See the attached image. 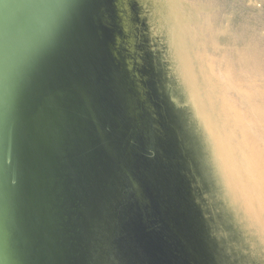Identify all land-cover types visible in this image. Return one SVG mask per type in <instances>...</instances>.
I'll return each instance as SVG.
<instances>
[{
	"label": "water",
	"instance_id": "obj_1",
	"mask_svg": "<svg viewBox=\"0 0 264 264\" xmlns=\"http://www.w3.org/2000/svg\"><path fill=\"white\" fill-rule=\"evenodd\" d=\"M142 6L0 0V264H252Z\"/></svg>",
	"mask_w": 264,
	"mask_h": 264
},
{
	"label": "bare ground",
	"instance_id": "obj_2",
	"mask_svg": "<svg viewBox=\"0 0 264 264\" xmlns=\"http://www.w3.org/2000/svg\"><path fill=\"white\" fill-rule=\"evenodd\" d=\"M139 1L151 9L150 18L155 29L157 27L160 33H162V30L166 29L165 36L168 41V46L170 47L172 60L174 61L173 69L176 72V75L179 76L187 95V100L195 114H197L201 127L204 129L205 136L207 137L206 141L208 142L210 154L214 160V167L219 179L218 183L223 188L226 204L234 211V215L237 217L236 221L239 222L241 227L244 228L247 233H249L252 240L257 241L262 245L261 254L263 256L264 206L262 202L264 200L261 195L264 197V192H260V189L264 188L260 185L254 186L255 183L249 180L248 166L250 164L249 160L253 161V165L256 166L257 159L262 162L264 159L262 156H257L254 159L248 158V156L245 157L244 152L236 147V145H238L242 149L240 140L238 139V141H235L227 137L228 135L233 136V131L230 129V126L226 124L227 117L224 116L223 111V107L225 110L227 109V104L225 106L223 105L228 103V101L227 99L226 102L223 100L221 101L222 96L217 94L221 92L220 89L216 91L208 87V84L201 75L203 70L200 67V61L203 59L209 70L217 72V76H224L229 83L231 82V79L233 80L232 76L245 82L253 81L251 82L253 83L251 87H245V92H249V94L253 93L250 98L252 102L249 104L252 109V113L250 114L251 118H247V120L257 122L260 121V119L264 120V98H260L258 92H264V79L262 78L264 77V65L260 63L258 64L259 67L256 68L254 63L263 58V52L253 46L254 43L251 38L248 40L244 38V26H239L238 29H233V27L228 28L227 30L231 34V42L229 41L227 44L225 43V48L221 49L220 53L215 52V50H218L223 44L221 38L216 39L215 33H218L219 31H222L225 35L228 33L226 29L225 31L222 30V27H219L215 21L219 18L218 16H220V8L218 7L217 0L211 2L210 0ZM188 2H192L194 5L198 6L197 8L201 7L200 9L207 12V24L203 26V32L207 35V39H210L209 42L212 49L214 48L213 51L210 49L211 57L207 55L206 50H203L202 52L198 50L194 41L195 36L193 35L196 33V30L190 28L191 26L188 24L190 21L189 18L187 24H181L182 15L184 19L187 18L185 16V7ZM200 4L204 5L200 6ZM212 11L213 13H211ZM177 18H180L178 22L179 24L173 25V21H177ZM244 23L242 25H244ZM183 29L186 35L183 34ZM187 34H191V37ZM195 35L200 36V34ZM233 37L235 38V41H233ZM187 38H190V41L187 40ZM8 45L9 44L6 43V50L2 53V59L8 56ZM213 57L214 62H219H215V67L211 65L212 62L210 61ZM252 58L255 59V61ZM4 61L5 60H0V72L5 71V68H3ZM212 78L214 77L212 76ZM220 86L223 87V85ZM231 96H233V94L229 91L226 98ZM237 104L238 108L243 110L240 103L237 102ZM227 116L229 117V115ZM241 139L243 140V138ZM249 238L250 237H248V239ZM257 252H259V250L254 249V253ZM250 260L252 261V259Z\"/></svg>",
	"mask_w": 264,
	"mask_h": 264
},
{
	"label": "rangeland",
	"instance_id": "obj_3",
	"mask_svg": "<svg viewBox=\"0 0 264 264\" xmlns=\"http://www.w3.org/2000/svg\"><path fill=\"white\" fill-rule=\"evenodd\" d=\"M131 1L133 4H136V0H131ZM211 1H214V0H210V2ZM217 3L219 5L218 7L220 8V12H219L220 16H218L219 18L215 20L217 22V25L219 27H222V30H224V31H225V29L227 30L228 28H231V27H233V29H238L239 26H242V27L244 26V29H245V34H244L245 37L244 38H246V40L251 38V40L254 43L253 46L260 49L261 52H263V58L261 60L255 61V59L252 58L255 61L254 65L256 66V68L259 67L258 64H260V63H262V65H264V0H217ZM202 5H204V4H200V6H202ZM197 7L198 6L194 5L192 2L186 3L185 16L187 18L184 19L183 15H182V23L181 24L182 25L184 23L187 24V20L189 18L190 21L188 22V24L191 26L190 28L196 30L195 34H200V36L193 34L195 36L194 41L196 43V46L198 47V50H200L201 52L203 50H206L207 55H209V57H211L210 49H212V47H211V44L209 42L210 39H207L208 38L207 35L203 32V26L207 24V15H206L207 12L205 10L200 9L201 7H199V8H197ZM238 7H240V8H238ZM139 8L141 9V13L139 10V18L143 23H145L144 24L145 30L143 28L142 34H146L148 36V38L150 40L149 43L152 46V50L153 49L157 50V52H158L157 54L160 56V58L162 59L164 64L166 63L167 65H170L171 63H174V61L172 60V56L170 54V47L168 46V41H167L166 36H165L166 29L162 30L161 31L162 33H160V31L157 29V27L155 29V26L151 22V18H150L151 9L148 6L145 5V6H142ZM212 10H213V8H212ZM213 11L211 13H213ZM179 20H180V18H177V21H173L174 24L173 23L172 24L173 25L179 24L178 23ZM228 20H230V21H228ZM234 21H236V22H234ZM244 22H246V23H244ZM243 23H244V25H242ZM183 31H184V29L182 30V32ZM221 32L222 31L215 33L216 39L221 38V41L223 43V44L221 43L222 45L218 50H215V52H217V53H220V50L225 48V45L227 44V42L230 41V38H231V34L228 32V30H227L228 33H226V35L223 32H222L223 33L222 34ZM183 34L186 35L185 31ZM187 35H189L191 37V34H187ZM233 39H234L233 41H235L234 37H233ZM187 40L190 41V38H187ZM193 50H194V48H193ZM213 50H214V48L211 51H213ZM213 59H214V57L212 59H210V61L212 62L211 65L213 67H215L214 66L215 62H217V63H219V62L218 61L214 62ZM200 67L203 70L201 75L203 76L204 80L208 84V87L210 89H214L216 91H218L220 89V91L222 93L221 92L220 93L216 92V93L220 94L222 96L221 101L223 100L226 102V99L228 101V103H225L223 105V106H225L227 104V109L225 110V108L223 107V111H224V116L227 117L226 124H228L230 126V129L233 131V136L228 135L227 137L229 139H231V140L233 139L235 141H238V139L240 140V144L242 145L241 146L242 149L238 145H236V147L239 148V150H242V152H244L245 157L248 156V158L254 159L257 156H262V158L264 159V120L260 119V121H257V122H255L253 120H247V118L248 119L251 118L250 114L252 113V109L250 108L249 104L252 102V100L250 98L252 97L253 93L249 94V92L248 93L245 92V87H247V86L251 87L253 84L251 82H253V81L245 82V81L239 80V78H234V76H232L233 80L231 79V82L229 83L228 80H226V78L224 76H217L218 75L217 72H214L213 70H209L206 62L203 59H201V61H200ZM169 68L172 69L171 66ZM219 68H220V66H219ZM173 73L176 74L175 71H173ZM212 76L214 78H212ZM262 78L264 79V77H262ZM250 80H252V79H250ZM220 85H223V87H221ZM229 91L232 92L233 96L226 98ZM258 92L260 94V98H264V92L263 91H258ZM237 102L240 103L243 110H240V108H238ZM227 115H229V117ZM196 118H197V115H196ZM200 125L201 124H199L201 140L203 143H205L207 141L205 139L204 129ZM202 137H204V138H202ZM241 138H243V140ZM213 163H214V161H211V163L207 167V169H204V171H205L204 173L206 175V178H207V175L209 176V178H207L208 182H210L212 184V187L215 189L216 196L218 197L217 200L219 203L220 215L222 216V218L228 219V221L230 222V225H232V228L234 229V233H236V236L239 237L238 239L240 241L243 240L242 245L244 246V250H245L244 253L246 255H248L250 257V259H252V261H251L252 264H262V263L264 264V255L262 256V254H261L262 253V248H261L262 245H260L257 241H253L251 236L249 235V233H247L245 231V229L241 227L239 222L236 221L237 217H235L236 215H234L235 214L234 211L231 208H229L226 204V201H225L226 198L224 196V192L222 193V197H221V191H223V189L222 188L220 189L217 186L218 183L216 182V178L214 176ZM249 163H250L248 166L249 180L251 182L255 183L254 186L260 185L261 187L264 188V161L262 162L259 159H257L256 166L253 165V161H251V160H249ZM260 192L263 193L264 189H260ZM261 197L264 200V197L262 195H261ZM262 204L264 206V201L262 202ZM248 237H250L251 239L250 238L248 239ZM254 249L259 250V252L254 253ZM173 254H175L174 255L175 259L183 257L184 260H186V261L193 262V260H194L193 259L194 256H191V257L188 256L190 258L189 259L185 255L183 256V254H181V252H178L176 250L173 251ZM166 259H167V263H169V262L171 263L170 258L168 256ZM185 263H188V262H185Z\"/></svg>",
	"mask_w": 264,
	"mask_h": 264
}]
</instances>
